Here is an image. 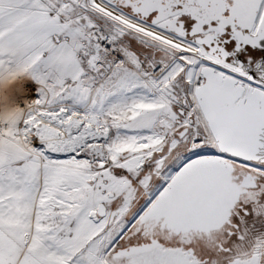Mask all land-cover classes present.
Returning a JSON list of instances; mask_svg holds the SVG:
<instances>
[{"label": "snow or ice", "instance_id": "obj_1", "mask_svg": "<svg viewBox=\"0 0 264 264\" xmlns=\"http://www.w3.org/2000/svg\"><path fill=\"white\" fill-rule=\"evenodd\" d=\"M0 264H264V0H0Z\"/></svg>", "mask_w": 264, "mask_h": 264}]
</instances>
